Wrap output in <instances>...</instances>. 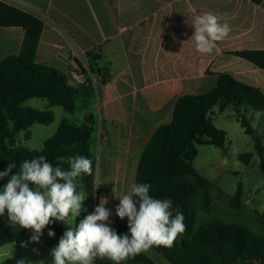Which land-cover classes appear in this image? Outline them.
I'll return each mask as SVG.
<instances>
[{
  "label": "crops",
  "instance_id": "crops-1",
  "mask_svg": "<svg viewBox=\"0 0 264 264\" xmlns=\"http://www.w3.org/2000/svg\"><path fill=\"white\" fill-rule=\"evenodd\" d=\"M1 1L43 20L38 63L65 73L73 86L92 80L94 93L84 97L100 115L92 151L98 132L97 156L104 155L107 177L135 183L145 147L171 123L178 99L210 92L220 75L264 93V70L236 55L264 51V0ZM205 12L231 27L210 54L197 52L191 40L194 17ZM24 35L20 27H0V62L20 53ZM89 54L107 77L97 90Z\"/></svg>",
  "mask_w": 264,
  "mask_h": 264
},
{
  "label": "trees",
  "instance_id": "trees-1",
  "mask_svg": "<svg viewBox=\"0 0 264 264\" xmlns=\"http://www.w3.org/2000/svg\"><path fill=\"white\" fill-rule=\"evenodd\" d=\"M259 5L263 0H251ZM0 27H20L24 30V40L18 55L0 62V169L5 171L9 163L17 167L9 176L18 174L20 164L41 155L54 167L69 169L68 159L75 155L92 161V174H82V187L91 196L95 193L96 157L92 151V136L95 131L93 114L86 117L87 124H71L64 120L57 132L39 150L15 146L20 132H30L35 124L48 125L54 122L52 111H39L25 106L28 100L46 99L52 106H58L74 114L78 96L90 97L94 93L93 82L88 79L80 86L69 83L67 75L58 69L38 63L37 50L44 28L39 17L0 0ZM236 55L264 70V51H244ZM90 71L101 78L100 84L107 81L104 72L96 68L93 55L89 54ZM98 57H95V61ZM218 105L222 113L233 108L247 134L254 130L247 117L249 112L264 115V93L244 85L230 75L222 74L216 87L202 95H184L176 103L171 123L161 126L145 147L139 162L135 183L151 185L150 195L155 198H170L173 213L179 210L184 215L186 231L183 239L178 238L173 246H154L151 249L161 254L170 264H264V234H258L243 224L206 222L197 230L198 209L204 213L212 210L210 189L212 182L202 176L194 166L198 146L212 145L226 151L227 133L218 129L211 117L213 108ZM31 134V133H30ZM255 150L264 162V146L259 140ZM252 153L239 156L249 164ZM5 183L0 180V191ZM31 186V185H30ZM244 187L239 182L237 190L230 198L231 206H243ZM198 201V204H195ZM90 214L89 205L84 201L80 216L75 224ZM264 216V213H263ZM118 234L128 233L127 218L116 216L112 226ZM53 231L59 241L67 231V224L54 221L44 231ZM32 231L10 225L7 211L0 216V247L7 244L28 241ZM1 264H17L7 259ZM53 264V262L51 263ZM94 264H113L112 261L97 258ZM121 264H155L143 252L129 257Z\"/></svg>",
  "mask_w": 264,
  "mask_h": 264
},
{
  "label": "clouds",
  "instance_id": "clouds-1",
  "mask_svg": "<svg viewBox=\"0 0 264 264\" xmlns=\"http://www.w3.org/2000/svg\"><path fill=\"white\" fill-rule=\"evenodd\" d=\"M192 26L191 40L201 54L212 53L216 42L224 40L231 32L230 25L221 23L211 12L196 15ZM68 164V170L54 167L43 155L25 160L18 174L11 175L0 191V216L7 211L10 225L31 230L30 242L38 243L43 229L54 221L70 226L51 251L53 264H94L97 258L121 264L154 246H173L186 231L183 213L179 210L173 213L170 198L150 195L148 183H132L128 191L118 197L116 215L121 220L127 218L128 233L120 235L109 226L112 213L105 207L108 201L103 197L94 212L76 225L87 195L82 187V174H92V161L75 155L69 157ZM16 167L15 162L9 163L7 169L0 172V178L8 176ZM48 235L52 237L55 233L49 230ZM17 264H25V260Z\"/></svg>",
  "mask_w": 264,
  "mask_h": 264
},
{
  "label": "rangeland",
  "instance_id": "rangeland-1",
  "mask_svg": "<svg viewBox=\"0 0 264 264\" xmlns=\"http://www.w3.org/2000/svg\"><path fill=\"white\" fill-rule=\"evenodd\" d=\"M96 90L100 85L101 78L91 73ZM96 97V98H95ZM93 101H97L95 94ZM86 98L78 96L76 99L77 110L74 114L67 112L62 107L52 106L46 99L35 98L28 100L25 106L32 107L39 111H52L55 120L48 125L35 123L30 132H20L15 140V146H23L30 150H39L44 142L51 138L62 121L66 120L71 124H87V115L93 114L98 120L100 127V115L97 107H86ZM211 117L215 126L227 133L226 151L212 145L198 146V155L194 161L197 171L212 182L210 195L212 199V210L204 213L198 209L197 230L206 222H223L225 224H243L258 234H264V162L259 158L255 150V142L259 140L264 146V115L261 112H249L247 114L250 124L254 130L253 134H247L242 127L236 112L233 108H227L224 112L219 111V106L213 108ZM31 133V134H30ZM98 141V132L95 134ZM97 141L95 146L97 173V187L93 195L87 196L84 200L90 208V214L100 203V199L106 198L105 205L111 211L109 226L111 227L116 218V207L119 204V196L125 194L132 179L118 180L115 175L107 177L104 168V155L97 156ZM252 153L253 157L249 164L239 159L240 155ZM1 172V169H0ZM11 176L0 178L5 185ZM242 182L244 187L243 206L235 208L230 204V198L237 190L238 183ZM32 187V185L30 186ZM113 189L115 191L113 192ZM198 204V201H195ZM75 226V225H73ZM67 225V230L69 229ZM184 237L181 234L179 240ZM54 237L44 231L38 243L20 241L0 247V264L7 259H14L17 262L25 260V264H50L53 260L51 251L58 245L52 242ZM57 241V240H55ZM22 245H26L22 246ZM146 254L155 264H170L161 254L150 249Z\"/></svg>",
  "mask_w": 264,
  "mask_h": 264
},
{
  "label": "water",
  "instance_id": "water-1",
  "mask_svg": "<svg viewBox=\"0 0 264 264\" xmlns=\"http://www.w3.org/2000/svg\"><path fill=\"white\" fill-rule=\"evenodd\" d=\"M96 187H97V183H96V185H95V189H96Z\"/></svg>",
  "mask_w": 264,
  "mask_h": 264
}]
</instances>
